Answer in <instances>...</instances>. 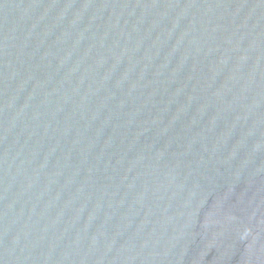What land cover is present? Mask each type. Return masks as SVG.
I'll use <instances>...</instances> for the list:
<instances>
[{"label": "water", "instance_id": "95a60500", "mask_svg": "<svg viewBox=\"0 0 264 264\" xmlns=\"http://www.w3.org/2000/svg\"><path fill=\"white\" fill-rule=\"evenodd\" d=\"M0 264H264V0H0Z\"/></svg>", "mask_w": 264, "mask_h": 264}]
</instances>
